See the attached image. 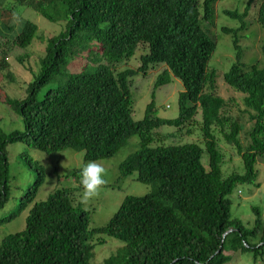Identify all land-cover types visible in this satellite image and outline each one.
Wrapping results in <instances>:
<instances>
[{"label":"trees","instance_id":"obj_1","mask_svg":"<svg viewBox=\"0 0 264 264\" xmlns=\"http://www.w3.org/2000/svg\"><path fill=\"white\" fill-rule=\"evenodd\" d=\"M219 1L14 0L8 13L22 7L50 23L62 21L65 27L47 40L26 97L4 99L3 105L21 120L23 130L6 133L0 128V212L12 198L18 202L14 212L0 218V227L26 210L28 215L24 230L0 242V264H91L93 250L105 243L104 236L123 247L102 264H226L228 252L264 255L260 210L252 208L255 220L247 229L233 218L229 199L238 186H259L256 165L264 158V43L261 62L252 65L242 62L239 46L257 0H249L242 13L222 12L240 24L237 29L222 28L221 33L231 37L235 58L223 81L243 96L242 105L252 124L245 148L239 141L242 127L225 115L226 102L217 95L216 71L208 67L217 44L206 27H215ZM256 23L264 31V0L258 5ZM0 28L12 31L1 24ZM37 32L36 25L25 22L11 43L24 50ZM137 50H143L140 66L117 72V66L127 63ZM84 53L91 65L70 73L71 61ZM18 62L23 64L24 58ZM157 66L163 70L154 90L172 79L182 85L178 117H155L151 102L144 118L134 121L130 80ZM0 76L13 81L4 59ZM45 87L52 88L39 100ZM198 115L203 149L195 143L152 146L162 127L191 135ZM215 129L240 157L241 174L223 177ZM135 137L139 149L119 166L120 179L135 174L136 182L154 189L142 197L127 196L102 228L89 229L91 213L73 204V188L56 189L46 201L37 202L46 174L32 159L26 166L37 172L34 183L22 193L13 186L9 145L28 144L48 155L83 152V162L88 163L113 158ZM203 152L207 168L201 163ZM71 177L79 181L80 170H74Z\"/></svg>","mask_w":264,"mask_h":264},{"label":"rangeland","instance_id":"obj_2","mask_svg":"<svg viewBox=\"0 0 264 264\" xmlns=\"http://www.w3.org/2000/svg\"><path fill=\"white\" fill-rule=\"evenodd\" d=\"M248 1H219L215 5V27H206L217 44L208 67L216 71L217 95L226 102L225 115L233 118L242 127L239 141L243 148L248 145L247 132L252 124L249 121L246 109L242 105L243 96L235 93L223 81V75L233 65L235 58L232 39L230 36L221 33V29H237L240 26L237 21L224 16L222 12L237 11L238 13H242ZM13 4L14 0H0V24L2 27H10L12 30L6 32L0 28V61L4 59L9 64V70L13 77V81H11L0 76V128L6 133L22 131L23 124L8 107L3 105L5 97L12 100H21L26 97L28 85L39 72V60L44 55L47 40L59 35L64 31L65 27V23L62 21L50 23L34 11L22 7L13 9L12 14H10L7 10L11 9ZM255 4L256 6L251 8L246 20L248 29L243 34H240L239 46L243 53L242 62L246 65L261 62L262 59L260 49L264 43V31L256 23L260 0H257ZM25 22L36 25L38 32L31 46L20 50L12 45L10 39L21 31ZM142 54L143 50H137L127 63H121L117 66L116 71L122 72L126 69L135 71L140 66L139 59ZM18 58H24L23 64L18 62ZM87 65L90 66L91 64L88 61L87 53H84L73 59L68 69L70 73L77 74ZM162 70V67L157 66L150 69L146 75L138 74L130 80L134 121H141L144 118L146 107L151 102L154 104L155 117L166 120H174L178 117L177 101L179 93L183 91L182 85L178 80L172 79L170 84L154 90L155 81ZM50 88L52 87L43 88L38 95V99L41 100ZM200 122V115H198L196 117V124L191 128V135H185L184 133L180 135L172 128L162 127L157 131L156 141L152 146L195 143L202 147L203 139L200 132ZM214 136L223 155V177H227L232 173L241 174L243 172L242 161L235 149L223 140L222 135L216 129ZM138 149L139 141L135 137L130 139L128 144L113 158L97 162L105 168L107 183L101 186L98 193L86 203H81L84 193L83 186L80 183L81 178L77 181L71 177V173L74 170H81L83 165L86 164L83 162V152L66 150L48 155L33 149L28 144L9 145L7 152L10 174L14 177V187H20L22 193L34 183L37 172L27 169L26 166V161L32 159L44 168L46 174L45 183L39 189L36 201H46L56 189L73 188L75 190L72 196L73 204L75 206L81 205L85 211L91 213L89 229H94L104 227L118 211L127 196L142 197L153 191V185L136 182L135 174L128 178L120 179L119 166L129 155ZM201 163L207 168L206 152H203L201 156ZM256 168L259 172L257 179L259 186H238L229 197L232 202L231 214L233 218L239 219L247 229L252 228L254 224L253 207H257L260 210L264 219V158L258 159ZM15 199L12 198L7 203L5 208L0 212V218L15 211L18 203ZM27 215L28 211L26 210L15 220L0 227V242L4 237L24 230ZM102 239L105 243L95 246L91 264H102L103 261L115 254L119 248L123 247V244L113 238L104 236ZM226 255L229 256L226 264H264V255H257L255 257L252 252H228Z\"/></svg>","mask_w":264,"mask_h":264},{"label":"clouds","instance_id":"obj_3","mask_svg":"<svg viewBox=\"0 0 264 264\" xmlns=\"http://www.w3.org/2000/svg\"><path fill=\"white\" fill-rule=\"evenodd\" d=\"M105 168L95 161H90L83 165L80 170V183L84 193L81 203H86L91 197L98 193L101 186L107 183Z\"/></svg>","mask_w":264,"mask_h":264},{"label":"water","instance_id":"obj_4","mask_svg":"<svg viewBox=\"0 0 264 264\" xmlns=\"http://www.w3.org/2000/svg\"><path fill=\"white\" fill-rule=\"evenodd\" d=\"M228 233H231V231H230V232H228ZM228 233H227V234H228ZM227 234H225V235H224V237H225Z\"/></svg>","mask_w":264,"mask_h":264}]
</instances>
